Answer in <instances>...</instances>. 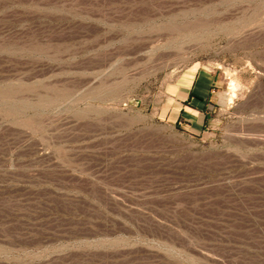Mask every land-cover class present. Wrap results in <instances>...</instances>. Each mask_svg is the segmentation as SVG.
<instances>
[{"label": "rangeland", "instance_id": "obj_1", "mask_svg": "<svg viewBox=\"0 0 264 264\" xmlns=\"http://www.w3.org/2000/svg\"><path fill=\"white\" fill-rule=\"evenodd\" d=\"M0 264H264V0H0Z\"/></svg>", "mask_w": 264, "mask_h": 264}, {"label": "crops", "instance_id": "obj_2", "mask_svg": "<svg viewBox=\"0 0 264 264\" xmlns=\"http://www.w3.org/2000/svg\"><path fill=\"white\" fill-rule=\"evenodd\" d=\"M201 82H202L201 84H202V86H203L204 81H201ZM190 89H191V88H190Z\"/></svg>", "mask_w": 264, "mask_h": 264}]
</instances>
